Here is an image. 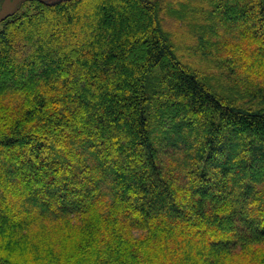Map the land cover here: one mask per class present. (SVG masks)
<instances>
[{
	"label": "trees",
	"instance_id": "obj_1",
	"mask_svg": "<svg viewBox=\"0 0 264 264\" xmlns=\"http://www.w3.org/2000/svg\"><path fill=\"white\" fill-rule=\"evenodd\" d=\"M160 1L29 0L0 22V264H142L123 229L192 264H264V95L244 106L251 84L231 96L190 68ZM203 2L204 54L263 36L264 0Z\"/></svg>",
	"mask_w": 264,
	"mask_h": 264
},
{
	"label": "rangeland",
	"instance_id": "obj_2",
	"mask_svg": "<svg viewBox=\"0 0 264 264\" xmlns=\"http://www.w3.org/2000/svg\"><path fill=\"white\" fill-rule=\"evenodd\" d=\"M28 1L29 0H22L18 4L14 13L23 12L25 9L24 7H27ZM160 2L165 4L161 17L162 26L167 31L166 33L168 34L169 40L173 42L175 49L177 48L183 61L188 63L190 68L196 70L210 80L213 83V86L217 89L223 88L224 91L231 96L238 95V92L245 91V89H247L246 86L251 84L250 87H253L251 90L258 96H256L255 99L245 97L243 103L239 100L238 103L244 104V106L256 104L259 97L264 95V58L256 56L257 54H264V34L262 37L240 36L235 39L234 42L229 41L228 44L222 45L223 48L220 51L214 49L213 51L211 50V53L204 54L203 50L202 52L199 50L198 35L195 28H198V24L200 23H206L203 20V17H201L200 11L209 9L210 7L206 5L203 0H161ZM181 10H188V12L194 11L195 13L185 15ZM235 26L240 28L239 31L241 29L242 32L245 31L243 23H235ZM222 31L223 29H221V32ZM240 49H243L245 52L240 53ZM254 52H256L255 56L258 59L254 60L251 58ZM223 58L226 60V67L223 70L225 80L218 75L219 69L216 67L218 61ZM251 60H253V62H251ZM225 82L226 85H221L225 84ZM115 88L120 87L114 80L112 91H115ZM104 99L111 98L105 97ZM5 102L8 103L7 101ZM5 106L4 103L0 105V114H2V109ZM6 124L9 125L10 123L8 122ZM177 173V177L181 180L183 171H178ZM77 185L79 184L77 183ZM3 187L6 188V186ZM260 189H264V180L258 187V190ZM55 222L56 221L53 220H45L42 224V227L46 225L51 226L50 231H52V233L48 231L45 238L48 244L51 242L52 247L50 250L52 251L55 249V242H57L58 245L57 234L59 231L53 230ZM176 226L182 230H188V234L191 232L189 229L194 230L197 236H202L201 234L205 233L206 235L201 238H204V240L207 241L206 244H208V242L216 241L217 239V234L215 232L202 231V228L199 225H191L188 229L182 225L176 224ZM122 231H124V235H129L130 244L136 245L134 250L142 259V264H192L191 262H193V260L189 258L187 261L179 259L180 254H178L171 244H167L165 238L151 234L144 229H123ZM195 238L196 237H193L192 240L194 241ZM209 238H211V240L208 241ZM263 247L264 244H261L258 248L261 249ZM76 254L77 252L72 250V255ZM29 255L30 253L18 254V257L23 259ZM79 255H82L81 250ZM125 255H127L126 252H123L122 257L124 258ZM66 257L73 260L71 256ZM70 260L64 261L66 262ZM224 261L226 264H249V257L246 252L236 249L229 256H225ZM31 264L42 263L36 261L31 262Z\"/></svg>",
	"mask_w": 264,
	"mask_h": 264
},
{
	"label": "water",
	"instance_id": "obj_3",
	"mask_svg": "<svg viewBox=\"0 0 264 264\" xmlns=\"http://www.w3.org/2000/svg\"><path fill=\"white\" fill-rule=\"evenodd\" d=\"M20 1L21 0H11V1L4 0V2L2 3L1 10H0V20L4 19L9 14L13 13V11L15 10L17 4Z\"/></svg>",
	"mask_w": 264,
	"mask_h": 264
},
{
	"label": "flooded vegetation",
	"instance_id": "obj_4",
	"mask_svg": "<svg viewBox=\"0 0 264 264\" xmlns=\"http://www.w3.org/2000/svg\"><path fill=\"white\" fill-rule=\"evenodd\" d=\"M3 1H4V0H0V9H1V4L3 3ZM9 1H11V0H9Z\"/></svg>",
	"mask_w": 264,
	"mask_h": 264
}]
</instances>
